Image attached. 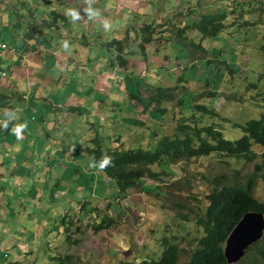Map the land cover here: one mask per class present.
Segmentation results:
<instances>
[{
  "label": "trees",
  "instance_id": "obj_1",
  "mask_svg": "<svg viewBox=\"0 0 264 264\" xmlns=\"http://www.w3.org/2000/svg\"><path fill=\"white\" fill-rule=\"evenodd\" d=\"M179 3L182 10H174L171 18L169 15L158 14L154 20L145 21V16H143L144 23L134 31L144 46L153 44L154 41L163 46L179 42L182 44L180 51L186 52V57H191L189 52L193 51L208 54L209 50L204 47V41L215 40L222 34L225 35V32L233 34L231 32L235 27L238 31L235 34L246 33L253 39L257 33L264 42V0H211L205 4L200 0H180ZM42 4L35 7L29 6V2L24 1L22 4H17L12 11L8 10L9 15L18 14L19 16L21 14L18 9L24 6L29 16L26 21L29 33L27 34L26 22L20 26L26 28V34L23 37L27 43L36 40L46 29L57 30L60 24L64 23L62 25L64 27L66 23H69L70 18L63 11L56 9L51 11L53 18H47V14L39 12ZM184 5H187V8H182ZM205 6L211 10L203 9ZM143 17L136 16V19H131L132 27ZM231 28L232 31L229 33ZM196 36L200 37L198 43L194 39ZM95 37L87 39L83 36L82 40H85L88 46L91 42L99 44L102 41H99L101 37ZM130 39L129 37L113 38L99 47L101 49L102 46L116 52L112 62L115 64V60L118 61L116 64L119 71H128L129 60L124 56L130 53L129 45L132 43L129 42ZM249 42L252 48H258L256 56L260 60L259 67L262 71L264 44L261 43L259 46L258 43L255 45L253 40ZM219 66L221 74L225 76L224 82L228 89L224 93L225 105L222 110L214 108L213 105L207 106V101L212 103L215 97L221 95L217 90H206L197 96L194 95L193 108L190 113H185L183 110L185 96L178 97L179 89L181 88V91L185 89L184 79L180 77L177 82L182 83L181 85L155 88L147 105L140 96L129 93V99L143 104L144 113L148 114L151 113L149 108L154 106L155 110L166 115L170 109L163 105L177 102L176 108L179 112L178 115H173L174 124L171 134H161L158 131L152 137L153 145L137 148H126L121 136L117 137V134H112V136L107 134L102 137L98 134L89 140L86 156L90 160L93 158L99 160L104 154L112 158V164L109 167L103 170L93 168V170L113 183L115 190L111 196L114 199H126L131 191L140 193L148 188L156 192L153 196L156 202L159 200L162 208L169 210L168 214L170 213L171 216H168L165 228L160 230L161 236L156 241L155 254L142 260L141 264H180L182 258H186L184 264H226L222 246L233 227L248 211L255 210L264 213V202L259 201L254 195L260 181L264 180V153L259 154L253 149L257 145L264 150V74L260 71L258 74H253V71H249L248 76L252 79L249 81L245 78L239 81L228 59H222ZM200 80L201 76L197 81ZM245 80H248V84ZM122 82L121 80L119 83ZM234 87L242 89V96L240 95L239 98L233 92ZM6 98L5 95L0 94V100ZM241 103L254 110L253 117L236 120L228 115L234 105ZM134 108V113H137V106L135 105ZM120 111L125 112V109H120ZM181 119H183L182 122ZM106 139L107 144H105ZM210 159L218 162L221 171L208 172L206 177L201 172L199 180L203 185H207V189L199 193L203 199L196 197L192 190L190 192L192 195L187 198L194 199L196 203L173 202L171 198L180 195L179 187L184 183V181L178 183L176 179L178 173L181 172L186 176L184 168L186 164ZM175 166L180 167L176 169ZM75 171L78 173L79 169ZM85 172L80 171V176L94 179ZM184 179L187 178L184 177ZM77 180L73 179L70 182V186L74 189L67 190L69 199L70 196H76L75 187L80 186L77 185ZM192 185L191 181L186 182L187 188H191ZM164 186L167 188L161 196L156 190ZM59 187V183L54 185L55 193ZM199 189L198 187L197 190ZM82 194H86L83 198L84 202L77 204L65 203L66 194L61 193L60 195L65 203L60 208L62 209L60 214L64 215L62 220L64 231L58 232L57 240L59 242L61 238L62 244L51 245L53 237L49 238L53 236L49 234L52 230L50 221L51 219L56 220V213H48L46 210L42 216L44 218L36 223L44 229L47 236L46 244L43 242L41 247L43 248L44 245L47 247L46 256L52 264H75L82 261V255L76 253V250L78 251L91 235L108 232L117 224L116 216L120 212L113 215L110 210L113 209L114 212L120 210L122 206L119 203L110 202L107 206L101 207L96 203L93 204L92 192L82 191ZM75 207L77 208L74 209ZM43 222L46 228L42 227ZM178 225L182 228L181 233L178 228L174 227ZM251 251L247 260L241 264H264V239ZM5 256L6 254L2 255L4 258Z\"/></svg>",
  "mask_w": 264,
  "mask_h": 264
},
{
  "label": "rangeland",
  "instance_id": "obj_2",
  "mask_svg": "<svg viewBox=\"0 0 264 264\" xmlns=\"http://www.w3.org/2000/svg\"><path fill=\"white\" fill-rule=\"evenodd\" d=\"M24 1L33 3L35 0H23V1L22 0H0V8L2 9L1 11L2 12H6L7 10L12 11L14 7H17V4L18 5L20 3L22 4V2ZM38 1H41L43 3L42 8L39 12H42V13L44 12V14H47L46 17L47 18L50 17L51 19L53 18V15H51V11L53 9L62 11L60 9V7L62 6L61 4L69 5L71 8H73L74 6L80 7V2L82 1V3H85L86 5H88V0H36L35 1L36 5ZM91 1L94 2V5L92 4L93 8H96L95 5L97 3L99 4L105 3L104 0H91ZM115 1H118V3L120 4L115 3ZM115 1H113V6H112L115 16L112 13H110L108 10V12L110 13L109 16L111 18H113L114 16V19H111L112 23H110L112 24V28L110 27V29L107 30V36L103 38H99V41L101 40L110 41L111 37L115 38V36L117 35L116 31H118V28L116 26L117 24H114V20H115L116 14L118 13V9H120V6L123 4V2L127 3V6L125 7L126 9L133 10L136 8V10L142 14L148 13L149 10H152L154 15L156 14H160L161 16L169 15L170 18L172 17V13L174 10H177V9L182 10L180 9V5H179L180 0H165V1L163 0H160V1L159 0H115ZM161 1H163L162 4H161ZM200 1L204 2V4L211 2V0L210 1L200 0ZM158 2H159V7H158ZM99 7L101 8V5ZM222 7L223 6L221 5V9L223 10ZM182 8H187V5H184ZM204 8H206V10H209L208 6H205ZM75 9H77V7ZM18 10L21 14L19 15L20 17H18V22H17L18 24H15V22L12 21L11 26L13 28H16V31L19 30V28L21 29L23 28L24 30L23 34H26L25 26L21 27L20 24L23 25V23H25L29 19V16L24 6H20ZM81 12L83 13V10H81ZM102 18L104 17L102 16ZM122 19L123 18L121 17H117L116 23L120 22ZM143 20H144L143 18H140L139 22L143 23L144 22ZM69 23L79 24L81 26L82 24H90L92 28L94 24L95 30L99 28V22L92 23V19H89L85 14H81V19L76 22H72L69 19ZM63 24L64 23L59 25L60 28L63 27L62 26ZM27 26H28V23L26 27ZM26 30L28 34L29 26H28V29ZM233 30L234 31H232V28L229 30V33L232 31L231 33L233 34H228V32H225V35L222 34L221 37L215 40H207L206 45L208 47L214 48L213 52L208 55L209 57L206 55H202V53H198L197 55L199 56L198 57L199 61L195 63L194 60H191L189 67H187L186 69V78L190 79L191 82L193 81L192 87H196L199 82L197 80L201 73V72L200 73L198 72V68L199 70H202L203 68L201 84L205 85L207 83V86L205 85L207 87V91L217 90L218 94L221 95V96L215 97V99H213L214 101L212 103L210 102V104H212L213 106L221 107L222 109L225 105L224 100H223L225 96L224 93L227 92L228 89L226 88L227 85L225 86L224 77L221 74L220 66L217 63V59H216L217 55L220 54L222 55L223 58H226L230 61V66L236 71V76L238 80L242 81L244 77L248 76L249 71H253L254 72L253 74H258L260 71V67L256 68V65H258L257 60L253 59V58H258V57L249 53L251 51V47L248 49V46H247V44L250 45L249 40H253V43L255 45H257V43L259 44V46L261 43L264 44V42L262 41V38L257 33L256 35H254L253 39H251L249 36L246 35V33L235 34L236 32H238L236 27L235 29L233 28ZM80 32L81 31H77L76 33H74V36L76 38L79 37L80 35L77 33H80ZM96 32H99V31H96ZM54 34H55V37L58 36V34L56 33ZM68 37L69 35L67 34L65 37V40H68L69 45L73 47L74 44L76 43L75 42L76 40L68 39ZM90 38L94 39L96 37L93 34ZM103 41L101 42L103 43ZM197 42H199V40ZM15 43L16 42L13 41L11 45H14ZM243 43L245 44L242 45L240 48V45ZM61 44L62 43H59L57 44V46H59L62 49ZM80 44H81V48L79 51H80L81 57L87 60L88 57L92 58L93 54L95 56L98 55V52L95 54L94 51H98L100 49L99 48L101 45L100 42L99 44H97L96 42L93 44V42H91L90 45L88 46L86 44V41L81 39ZM92 45H95V46H92ZM22 47H25V44H22ZM177 47H178V52L175 53V49ZM181 48H182V44L177 42V43H169L165 48H161L160 53H157L156 50L152 51L148 49L147 55H146L147 58H149L151 54L155 55L153 57V60L150 59L149 60L150 62L147 63L149 65L148 67H150L151 65L150 71L147 67V64L144 65L143 63L132 62V63H135L134 65H132V68L134 67L135 71L142 74L141 79L146 84H150L151 86L161 85L164 87H168V86L181 85L182 83L177 82L178 78L174 80V78L165 76V74H163L162 72L161 73L157 72L155 74L151 73L153 69H155L156 67L159 68V66L163 64H168L166 63L167 62L166 60L163 61L166 55L171 57V59L172 58L174 59L176 55H180ZM89 51H91V54H89ZM131 51L132 53H134L132 54L131 58L140 59V60L145 59L144 53L140 49L133 48ZM133 55H135V57H133ZM94 58H92V60H94ZM36 59L37 57H33V58L30 57L29 66H31V63H32L35 67ZM98 59L102 60L100 56L98 57ZM210 59H214V61ZM202 60H205V62L209 61V65L207 63L206 68H204L202 64L200 63V61ZM180 61H184V64H182V69H183L189 62V59L185 56H182ZM258 61L260 62V60ZM66 62L68 63V60H66ZM115 62L118 63L117 60H115ZM107 64H108L107 65L108 70L106 71L104 70L101 72L99 70L91 71L89 69L90 75H88L87 72L77 70V75L79 76V79L83 81V85H86L85 90L88 91L91 86L90 96L94 97V99L97 102V105L95 106L94 110L91 111L90 113L93 116L97 115V117L100 119L102 118L101 113L105 115V111L108 110L110 113H113L115 116L119 117V115L122 114L120 109L122 110L124 108L125 110L127 109L130 110V111L128 110V116L134 115V111H135L134 102L129 101L125 97H124V100L119 98L117 99V101H115V104H118V102L123 104L121 106H115V105L110 106L108 105L109 103L103 104V105L102 103H100L103 107L99 105V101H98L99 98L97 96L99 94H104V90H105L104 82H106L107 84H111L113 80H114V92H115L116 98L118 97L117 94L121 96L126 95L127 87H128V90L131 91L133 94H138V91H139V94H142V96H144L145 98L148 99L149 97V91L145 90L141 86H137L136 82L132 83V82H129V79H127V81L125 79L127 77L129 78L134 77V79H136L138 78L137 77L138 74H134V73L132 74L131 72L129 74H121L122 72L118 74L117 72H115V70H112V68L109 67L111 65L109 62ZM166 68L167 67H165V69ZM32 69H33V66H32ZM36 69L34 68L35 71H38ZM168 69L169 71L173 70L175 72V75H179V76L182 75V78L184 79L183 84L187 82V80L183 77L184 72L183 71L180 72L179 71L180 68L175 67L171 63V61L168 64ZM108 72H110V75H107ZM39 73L47 74V75H44L45 78L44 76L40 77L42 79L44 78V82L42 81L37 82L36 79L38 75H31L29 73V92L31 91V88H30L31 86H36L34 89H36V91L38 92H40L41 89H44L45 93L54 94L53 98L51 97L48 98L49 95L48 94L44 95V92H43L44 96L40 94V96L36 97V101H40L42 99V104L43 105L46 104V110L47 111L52 110L51 111L52 117L57 116L56 123H59L62 127L57 126L55 133L53 132L50 133V130L52 131V129L49 127L48 123L54 122V120L52 119L50 121L45 120L44 122L40 123L37 121L34 122L29 117V133L30 134H33L34 131L37 130L36 127L40 126L42 128L41 130L43 131L46 129V125H48L47 129L49 130L50 136L48 138V136H46L47 134L44 133L43 138H41L42 140L41 147L38 149L37 145H33L32 150L31 151L29 150V155L24 154L23 157L29 158V176H27L26 178L22 177L21 172H19L20 171L19 168H16V164L18 162L20 163V167L24 166L23 157L16 158V156L18 155V152L8 153L7 156L5 157L4 156V154L6 153L5 151H7L8 149L0 152V155L4 157V158L1 157L0 163L6 164L5 169H4V165H1V167L3 168V172L8 171V175L4 176V178L6 179H1L0 181V188H1L0 194H2L1 191L3 187H9V188L11 187V189L16 190L17 193L19 191V193L17 194L18 197L13 196L12 194L7 196L10 199V203H11L10 206L12 208H17L16 205H12L14 203L19 202V204H21L22 202L21 201L22 196L20 195L21 192L27 195V198H26L27 200L24 203L26 205H29V202L31 200V198H29V193L31 192L33 193L32 196H34L35 193L37 194L35 197L37 199V201L35 202V207L40 206L38 204H40V202L43 201L42 203L43 205L41 204V206L45 210V207L49 206V204L52 203L53 208L50 207L47 210H48V213L50 211L52 213H56V217H55L56 220L51 219L50 221V226L52 230H51V233L49 234H52L53 236L49 238L53 237L52 238L53 243H51V245L52 244L60 245L62 244L63 241H61L62 239L59 238V242H58L57 240L59 237L58 232L64 231V228H63L64 222H62L64 215L60 214L61 213L60 208L62 205L66 203V200H64L65 203L59 200L57 203L56 202L57 200H55L54 198L55 197L60 198L61 193L64 192V194H66V199H67L68 204H77L78 202L80 203L84 202L83 198L86 196V194L83 195L82 191H85V192L94 193L95 196H93L94 197V201H92L93 204L96 203L98 205H107L110 200L109 198L110 194H112V192L115 190V187L105 177L101 178V177L94 176V179L93 178L89 179L84 176L82 177L80 176L81 174L80 171L83 170V167L85 166L88 167L89 165L90 159L88 156L84 158L83 157L78 158L80 154H74L75 157H77V160L76 161L72 160L73 153H75L77 150L78 152L81 153L83 151L81 149L85 150L87 148V146L89 145V140L94 134L95 126L91 122V120H90L91 124L89 125L87 123H83L82 125H80V123L82 122L81 120L83 119L82 116L84 115V113L81 114L80 110H77L78 108H76L75 110L70 109L69 107L70 105L65 106L67 104L66 102L67 98L71 97V98L76 99L81 96V94L77 91V88H75L72 85L68 87H65V86L59 87V86H54V84H59L62 82L65 84V82H68V81L69 83L72 81L77 83L79 81L77 76H75L74 72H69V73L64 72L62 74L63 79H61V74L58 73L56 69L49 64L46 66V68L43 71ZM102 73H104L103 74L104 76H103V79L101 80ZM145 73L149 75H146ZM121 75H124V77H121ZM259 76L260 75H258V77ZM247 79L250 81L252 77H247ZM120 80H122L123 82L119 83ZM194 81H197V82L194 83ZM108 87L111 88V85H107V89ZM180 90L181 88L179 89V91ZM202 91H206V89L202 88L201 90L196 91V92L200 93ZM183 95L185 96L186 93H184ZM183 95H180V96L184 97ZM180 96L178 95V97ZM46 98L50 99L49 102L45 101ZM193 98H194L193 94H190V93H188L185 96V104L183 106V110L185 109L186 113H188L193 108V104H194ZM55 101H59V103L57 104V102ZM16 103H19L18 98H16ZM175 105H177V102ZM169 108L171 107L169 106ZM81 111L83 112V109H81ZM137 111L138 112L143 111V108L141 105L137 107ZM178 111H179L178 108H177V111L171 110L170 115L166 114L165 118H162V120L160 121V124H158L157 127L154 126L156 128H153L152 130L144 129V128L141 129L139 126L134 125V128L132 129L133 131L131 132L129 130V134L124 135L122 137V141L125 143L124 146L126 148H136L140 146L148 147V145H153L154 140H152V137L154 136V133L158 132L157 128L160 125L162 126L161 128H158V130L160 131L161 134H171L173 130L172 116L178 115ZM75 112H77L74 117L75 121H71V122H68V120L63 121L65 120V118L67 119L68 115L72 116V113L75 114ZM253 112L254 110L252 108H249L248 105H244L242 107L238 106V107L231 108L228 115H230L232 118L236 120L238 119L244 120L248 117L250 118L253 115ZM155 114L156 112L154 113V116ZM77 118H79V120ZM146 118L147 117L144 115L140 117L141 121L143 122H145ZM149 121H152V120L149 119ZM182 121L183 119H181V122ZM67 124H69V127L68 129H65L64 126ZM147 124H148V121L146 120V125ZM58 129H61V132H59ZM35 135L38 137L37 133ZM64 140H67L68 142L70 141V144L63 145L62 142ZM47 141L48 143H46ZM82 158L83 160H79ZM61 162L65 166L67 165L68 167L64 168V166L62 167L61 165H60L61 167H59L58 165ZM32 163L35 165L31 167ZM38 163H41L39 168H38ZM217 163L218 162H215L214 159H210V160H197V161L186 164L184 167L186 171V176H184L183 173L181 172H179L178 175L176 176L178 183H181L184 181V183L181 184V186L179 187L178 192L180 195L176 197H172L171 198L172 201L175 203L176 202L180 203V204L196 203L197 201H195L194 199L187 198L189 195H192V193H190L192 190L195 193L196 197H198L199 199H203V197L200 196L199 193L206 190L207 185L205 184L203 185L200 182L199 176L201 172H203L206 177L208 176V172L218 173L219 171H221V167ZM175 167L176 169H178L180 166H175ZM75 169H79V172L76 173ZM91 172L92 174L98 173L96 170L87 171L85 173H91ZM1 174L2 173H0V178L2 177ZM184 177H186L187 179H184ZM76 178H78L77 185H80V186L75 187V190H77L75 191L76 196L75 197L70 196V199H69L67 190H70V188L74 189L72 186H70L71 185L70 182L71 180L76 179ZM97 180L99 181L97 182ZM105 180L109 182L107 184V186L109 187L105 186V183H104ZM4 181H7V182L4 184ZM187 181L192 182L193 185L191 186V188H187L186 186ZM57 183L60 184V188L62 189H60L61 190L60 192L58 189L57 193H55V190H53V188H54V185ZM104 187H106V190L108 191L106 197L102 196ZM198 187L200 188L199 190H197ZM166 188L167 187L164 186L161 189H157L156 191H158V193H160V195L162 196ZM72 192H74V190ZM148 194L149 195L152 194V195L149 196ZM154 194H156V192L148 188L145 189V192L142 191L140 194L136 193L135 191H131L130 197L128 201H126L125 203V205H128V207H130L129 209L121 208L120 210L118 209V211L116 212H114L113 209L110 210L111 214L113 215L115 213L117 214L118 212H120V214L116 216L118 224L111 229L110 233H104L103 235H91L89 239H87V241L84 242L82 246L79 247L78 251L76 250V253H78L79 255H82L83 262L80 261V262H76L75 264H140L141 263L140 260L143 259L145 254L155 253L157 249L156 239H158L161 236V234L153 233L152 230H155V232L156 231L159 232L160 228H162V226L167 222L168 216H171V215L170 213L168 214V211H169L168 209L162 208V204L159 200H157L156 202L155 198H153ZM255 196L260 201L264 202V182H261L259 184L258 188L255 191ZM41 197H44L46 201L44 199L40 200ZM51 197L53 199H51ZM0 199H2L0 200L1 203L5 201L4 196L0 195ZM50 200L52 201L49 203ZM6 206L7 205L5 202L4 204H2L1 208L4 209ZM12 208L8 212H6L7 213L6 215L4 214L1 215V212H0V229L2 230L5 229L6 231L4 234L2 233L0 234H2L3 236L6 234L7 236L12 237L11 240L7 243L9 245L8 252H12L13 250H15V249H11L12 247L17 246L18 244L19 245L23 244L21 243L23 242V237H26L27 235H29L30 234L29 231L32 232V236H37V239L38 237L40 238L41 236L44 239L43 240L44 244H46L47 236L45 235V232L43 231L44 229L39 227L40 225L38 226L35 223L33 224L34 220L31 221V223H29L31 217H35L37 218V221H41L44 218L42 217L44 216V214L39 212L37 214L34 213V215H32L31 211L29 212L23 211L21 214L19 213L17 209L13 211ZM76 208L77 207H75L74 209ZM164 211H166L165 212L166 214L164 213ZM37 221L35 220V222ZM45 225L46 224L43 223L42 227L45 228ZM174 227L175 229L178 228L179 233H181L182 228L179 225L178 227L177 226H174ZM29 241L31 243L30 239ZM5 248H6L5 245H2L0 247L1 250H4ZM45 250H47V247L44 245L43 248L42 247L40 248V244H38V240H35L33 245H29V249H27V252L24 253V257L18 256L15 259H13L12 257L11 261H5L7 259L1 256L0 264H22L24 262L26 263L32 262L33 264L35 263L36 264H52L50 262V259H48V257L46 256L48 252ZM147 250H149L150 252H147ZM21 261L22 263H20ZM185 261H186V258L181 259L182 263H184Z\"/></svg>",
  "mask_w": 264,
  "mask_h": 264
},
{
  "label": "crops",
  "instance_id": "obj_3",
  "mask_svg": "<svg viewBox=\"0 0 264 264\" xmlns=\"http://www.w3.org/2000/svg\"><path fill=\"white\" fill-rule=\"evenodd\" d=\"M113 1L114 0H106L105 3H97L96 6V10L99 11L100 15H105L104 18L100 17V15L98 17H96L95 19H92V23L95 22H99V28L98 29H94V24H93V28L92 26H90V24H70V23H66L62 28H59L57 30H48L46 29L45 32L39 36L36 40H34L31 43H27L26 39H23V32L24 30L19 28V30L16 31V28H13L11 26V22L14 21L15 24H18V18L16 16H12L9 15V11L7 10L6 12H2L1 8H0V94L5 95L7 98L0 100V118L3 117V112L5 110H11V111H15L17 113V119L11 121L8 125V128H3L0 127V152L1 151H5L6 153L4 154V156L6 157L8 153H14V152H18V155L16 156V158H20L23 157L24 154L29 155V150H32V146L33 145H37L38 149L41 147V138H43L44 133H46L49 138L50 133H55L56 127L57 126H61L59 123H56V118L57 116L52 117L51 115V111L46 110V104L43 105L42 104V99L40 101H36V97L40 96V94L42 96L44 95H49V97L53 98L54 94L53 93H45L44 89H41L40 92L36 91V89H34L36 86H31V91L29 92V73L31 75H38L37 77V82L38 81H42L44 82V75L47 74H40L39 72L43 71L46 66L49 64L51 66H53L56 71L58 73L61 74V79H63L62 74L64 72L69 73V72H74L75 76H77L78 78V82H65V84L59 83V84H54V86H65L68 87L70 85L74 86L75 88H77V91L81 94L80 97L78 98H67V104L65 106H69L70 109H83V112H80L81 114L84 113V115L82 116V122L80 123V125H82L83 123H87L88 125L91 124V122L94 124V128H98L101 127L100 124H107L108 122L111 121V123L117 119L118 117L115 116L113 113H110L108 110L105 111V115L102 114V118H98L97 115L93 116L90 112L94 110L95 106L97 105L96 100L94 99V97L90 96L91 95V86L90 89L88 91L85 90L86 85H83V81H81L79 79V76L77 75V70L79 71H83V72H87L88 75H90L89 69L91 71H95V70H99V71H106L108 70L107 67V55L105 54V51L101 49H99L98 51H94V53L96 54L98 52V55L95 56L93 54V57L95 56L94 60H92V58L88 57L87 60L83 57L80 56V48H81V44H80V40L83 38V35L87 38L90 39V37L94 34H98L99 32L103 31L104 29H102V21L103 19L107 18L110 13H112L113 10ZM116 3H118V1H115ZM34 3V4H33ZM33 3H29V6H35L36 7V2L34 1ZM40 1L37 2V6H40ZM91 3L94 5V2L91 1ZM115 4V3H114ZM120 4V3H118ZM43 5V4H42ZM41 5V6H42ZM101 5V8L99 7ZM122 7H126L127 3L123 2V4L121 5ZM81 11L84 8L88 7V5H86L85 3H82V1L80 2V7L79 6H74L73 8H76ZM68 8H71L69 5H65V7L61 6L60 9L62 11H64L63 13L66 15V10ZM109 10V12H108ZM129 10V9H128ZM81 14H84L81 12ZM115 16V13H112ZM127 14V9L126 8H122V10H118V13L116 14V17H122L123 19L116 23V19L114 20V24H117V28L118 31L117 35L115 37H120V36H125L129 34V29H128V23H129V19L126 16ZM67 16V15H66ZM110 16L108 17L109 23H112ZM13 24V23H12ZM111 28H112V24ZM16 26V25H15ZM77 31H81L79 34V37H75L74 33H76ZM99 31V32H96ZM58 34V36L55 37V34ZM84 33V34H83ZM11 34V35H9ZM69 35L68 39L71 40H76L74 46H70V51L65 50V49H61L59 46H57V44L62 43L65 40L66 35ZM83 34V35H82ZM103 35H107V31L104 30V34ZM54 36V37H53ZM113 38V37H111ZM16 42L14 45H11L12 42ZM22 44H25V47H22ZM93 51V50H92ZM89 54H91V51H89ZM100 56V59H98V57ZM33 58V57H37V59L35 60V67L34 65L31 63V66H29V58ZM75 58V59H74ZM66 60H68V63L66 62ZM90 63V64H89ZM74 65V66H73ZM33 66V69H32ZM37 67V69H36ZM34 68L38 71H35ZM79 68V69H78ZM104 73H102L101 75V80L103 79V75ZM107 75H110V72L107 73ZM112 75V73H111ZM41 76H44V78H40ZM42 79V80H41ZM65 80V79H64ZM67 83V84H66ZM22 84V85H21ZM107 83L104 82V94H99L97 97L99 98V105L101 107H103V104H107L112 106L115 104V100H117L115 98V92H114V80L112 81L111 84H107V85H111V88L108 87L107 89ZM38 86V85H37ZM100 87V85H99ZM38 89V88H37ZM101 89V88H100ZM83 90V91H81ZM38 92V93H37ZM44 92V95H43ZM118 97L120 96L119 94H117ZM32 96V97H30ZM16 98L19 99V103H16ZM50 99H45L46 102H49ZM91 100V101H90ZM57 102V104L59 103V101H55ZM102 103V105L100 104ZM86 106V107H85ZM68 107V108H69ZM77 109V110H79ZM100 110V109H99ZM77 112L72 113V116L68 115L67 119L65 118L66 121L68 120V122L71 121H75V115ZM65 115V114H64ZM29 117L31 118V120H33L34 122H44L46 121H50L51 119L54 120V122H49L48 125L49 127L52 129V131L47 129L48 125H46V129L45 130H41L42 128L40 126L36 127L37 130L34 131V135L29 133ZM79 120V118H77ZM27 121L28 122V127L24 130L23 136L24 138L22 140H17L15 138V136L11 133L10 129L12 128V126L15 123H19V122H23V121ZM91 120V122H90ZM62 122V121H61ZM77 122V121H76ZM80 122V121H79ZM43 127V126H42ZM62 127V126H61ZM69 124L65 125L64 128L68 129ZM87 129V128H85ZM59 132H61V129H58ZM90 131V130H89ZM37 133L38 137L35 135ZM95 135V132L93 134V136ZM47 138V137H46ZM52 142V141H51ZM50 142V143H51ZM48 143V141L46 142ZM58 144V143H57ZM63 145L66 144H70V141L68 142L67 140H64L62 142ZM31 147V148H30ZM81 153L78 152V150L72 154V160L76 161L77 157H75L74 154H80V156L78 158L81 157H85L84 156V149ZM1 156L0 155V161H1ZM4 158V157H3ZM65 158V157H64ZM79 159V160H83ZM17 160V159H16ZM24 160V166L20 167V163L18 162L16 164V168H19V172H21V176L22 177H27L29 176V158L23 157ZM66 160V159H65ZM88 160V159H87ZM10 161V160H9ZM67 161V160H66ZM41 163H38V168L40 166ZM1 165H4V169L5 167V163H0V173L1 174V179H6L4 178V176L8 175V171L7 172H3V168L1 167ZM35 164H31V167L34 166ZM64 168L68 167L67 165L65 166L62 162L58 165L59 167L61 166ZM37 168V169H38ZM61 169V168H60ZM10 171V169H9ZM14 174V173H12ZM12 177V176H10ZM9 177V178H10ZM78 179V178H77ZM10 180V179H8ZM7 180V181H8ZM4 181V184L7 182ZM9 182V181H8ZM23 184V183H22ZM17 185V184H16ZM18 186V185H17ZM21 186V184H20ZM1 189V188H0ZM62 189L59 187V190ZM61 191V190H60ZM2 194H0L1 196H4L5 201L3 203H1L0 201V212L1 215H6L12 207L10 206V199L7 197L10 194H12L13 196H17V191L16 190H12L11 187H3ZM32 192L29 193V198H31L29 205L24 204L25 201L27 200V195L23 194V192L20 193V195L22 196L21 199V204H19V202L14 203L12 205H16L17 208H12L13 211H15L16 209L19 211V213L22 214L23 211L25 212H32V215H34V213H39V210H43L44 212H42L43 214L45 213V211L52 207L53 204L50 203L51 200L49 201V206L44 208L41 206V204L43 203V201L40 202V206L35 207V202L37 201L36 197V193L34 196H32ZM64 194V192L62 193ZM31 195V196H30ZM15 197V198H16ZM52 198V197H51ZM44 199L46 201V199L44 197H41L40 200ZM55 199V198H54ZM65 199V198H64ZM2 200V199H0ZM56 200L58 201H62V198H58L56 197ZM6 202V207L3 209L1 208L2 204H4ZM67 202V201H66ZM70 203V201H69ZM43 205V204H42ZM63 206V205H62ZM53 208V207H52ZM62 210V209H61ZM60 210V211H61ZM51 212V211H50ZM41 213V212H40ZM48 218V216H46ZM34 220V221H33ZM36 218L35 217H31L30 218V222L33 221V224L40 222L37 221L35 222ZM46 222V220H45ZM44 223V222H43ZM40 224V223H39ZM39 226V225H38ZM3 228V227H1ZM46 228V227H45ZM0 229V233L4 234L6 231L5 229L2 230ZM18 232V230H17ZM29 235H27L26 237H23V244L21 245H17L12 247L11 249H15L12 252H8L9 251V245L7 244L10 240H11V236H7L6 234L3 236L2 234H0V247L2 245H5L6 248L4 250L0 249V257L3 254H6L5 259L11 261L12 257L13 259L17 258L18 256H22L24 257V253L27 252V249H29V245H33L35 240H38V244H40V248L42 246L43 243V238L40 236V238L37 236H32V232L29 231ZM41 235V234H40ZM29 239L31 240V243L29 241ZM2 240V241H1ZM32 250V249H31ZM11 251V250H10ZM14 255V256H12Z\"/></svg>",
  "mask_w": 264,
  "mask_h": 264
},
{
  "label": "clouds",
  "instance_id": "obj_4",
  "mask_svg": "<svg viewBox=\"0 0 264 264\" xmlns=\"http://www.w3.org/2000/svg\"><path fill=\"white\" fill-rule=\"evenodd\" d=\"M115 1V0H114ZM160 1V0H159ZM163 1H165V0H163ZM163 1H161V4L163 3ZM104 2H106V0H104ZM150 2H152V1H150ZM116 3V2H115ZM152 4V3H151ZM160 4V5H161ZM158 7H159V2H158ZM121 8H125V7H122V6H120V9H118V10H122ZM203 9H205L206 10V8H203ZM209 10H211V9H209ZM114 11H112V13H113ZM83 13L89 18V19H95L96 17H98L99 15H100V13H99V11L98 10H96L95 8H93L92 7V3H91V0H88V7H86V8H84L83 9ZM66 15L67 16H69L70 17V20L72 21V22H76V21H78V20H80L81 19V11H79V10H77V9H75V8H68L67 10H66ZM157 15L158 14H156V15H154L153 14V11L152 10H149V12L148 13H145V14H142V13H139L137 10H136V8L135 9H133V10H128L127 9V14H126V16L128 17V19H129V23H128V29H129V34L128 35H125V36H120V37H115V38H119V39H121V38H131L130 39V41L129 42H132L130 45H129V54H127L126 56H124L125 58H127L128 60H129V65H128V71L127 72H123V71H119V68L117 67L118 65L115 63H113L112 62V60L115 58V51L114 50H109V49H105V47H102L101 46V48H102V50H104L105 51V54L107 55V63L109 62L111 65L109 66L110 68H112V70H115V72H117L118 74L119 73H121V74H129L130 72L133 74H138V78H136V79H134V77H131V78H129V77H127V78H125L126 79V81H127V79H129V82H132V83H134V82H136V85L137 86H141V87H143L145 90H147V91H149V97H148V99L147 98H145L144 96H142V94H139V91H138V94H134V95H137V96H140L141 97V99H143L144 101H145V103H146V105L148 104V102H149V98H150V96H151V94H152V92H153V90L155 89V88H157V87H159V86H161V85H159V86H151L150 84H146L141 78H142V74H140L139 72H137V71H135L134 70V67L132 68V65H134L135 63H132V62H137V63H143L144 65L145 64H147L148 62H150L149 60L151 59V60H153V57L155 56V55H153V54H151V56L149 57V58H147V51H148V49H150V50H156V52L157 53H160L161 52V48H165L167 45H165V46H163V45H161V44H157V43H155V41L153 42V44H150V45H143V43H142V40L139 38H137L136 37V31H134L135 29H137V27L140 25V24H142V22H139V20H138V23L137 24H135L134 25V27H132L133 25L131 24V19H136V16H145V21H152V20H154L155 18H157ZM104 17L105 15H100V17ZM16 17L18 18L19 16L18 15H16ZM132 17V18H131ZM122 18V17H121ZM115 19H117V18H115ZM143 19H144V17H143ZM18 20V19H17ZM144 23V22H143ZM102 27H103V29L105 30V31H107V30H109L110 29V27H111V25H110V23H109V20L107 19V18H105V19H103V21H102ZM104 30L100 33H98V34H96V35H94V36H100L101 38H103V37H105V36H107V35H103L104 34ZM84 36V35H83ZM86 36V35H85ZM136 37V38H135ZM114 38V37H113ZM92 39V38H91ZM195 41L197 42L198 40L200 41V37L199 36H196L195 38ZM111 40H112V38H111ZM110 40V41H111ZM103 41V40H102ZM207 41V40H206ZM206 41H204V47H206L208 50H209V52H208V54H204V53H202V55H206V56H208L209 54H211L212 52H213V50H214V48H212V47H208L207 45H206ZM107 42H109L108 40L107 41H103V43L102 42H100V44H105V43H107ZM198 43V42H197ZM245 44V43H244ZM244 44H241V46L242 45H244ZM144 46V47H143ZM247 46H248V49L251 47L250 45H248L247 44ZM61 47L63 48V49H65V50H68V51H70V45H69V42H68V40H64L63 42H62V44H61ZM140 49L143 53H144V57H145V59L144 60H140V59H134V58H131L132 57V54H134V53H132V49ZM241 48V47H240ZM247 49V50H248ZM257 49L258 48H256V47H251V51L249 52L250 54H252V55H254V56H256V51H257ZM178 52V47L175 49V53H177ZM181 52V51H180ZM193 53V54H192ZM198 53H201L200 51L199 52H197V53H195L194 51L193 52H189V55L191 56V57H187L188 59H189V62L187 63V65L182 69V64H184V61H180V59L182 58V56H185L186 57V52H181L180 53V55H176V57L173 59H171V57H169L168 55H166L165 57H164V59H163V61H167L166 63H168L169 64V62L171 61V63L175 66V67H178V68H180V72L181 71H183L184 72V78L187 80V82H185L183 85L185 86V89L184 90H180L179 92H178V95L180 96V95H183L184 93H186V94H188V93H190V94H193V97H194V95L195 96H197V95H199V94H201L202 92H204V91H202V92H200V93H198V92H196V91H199V90H201L202 88H205L206 90H207V83L205 84V85H202L201 84V80L198 82V84H197V86L196 87H192V85H193V81L191 82V80L190 79H187L186 78V69H187V67H189V65H190V62H191V60H194L195 61V63H197L199 60H198ZM213 55H214V53H213ZM213 55H211V56H213ZM195 56V57H194ZM133 57H135V55H133ZM201 57V56H200ZM209 57V56H208ZM258 57V56H257ZM253 58V57H252ZM207 59H209V58H207ZM216 59H217V63H218V65H219V62L222 60V59H226V58H223L222 57V55H217V57H216ZM254 60H259V58H253ZM210 60H213L214 61V59H210ZM146 61V62H145ZM229 61V60H228ZM112 63L114 64V67H113V65H112ZM200 63L202 64V66L204 67V68H206L207 67V63H208V65H209V61L208 62H205V60H202V61H200ZM168 64H163V65H161V66H159V68H161V69H159V68H155V69H153V71L151 72V73H153V74H155V73H157V72H159V73H163V74H165V76H168V77H172V78H174V80L176 79V78H180V77H182V75L181 76H179V75H175V72L172 70V71H169V69H168ZM199 64V63H198ZM229 64H230V61H229ZM258 65H256V68L257 67H259V65H260V62L259 63H257ZM108 65V64H107ZM117 65V66H116ZM149 65L147 64V67H148ZM108 67V66H107ZM165 67H167L166 69H165ZM191 67V66H190ZM109 68V69H110ZM148 69H149V71H150V69H151V65H150V67H148ZM160 70V71H159ZM148 71V72H149ZM235 71V70H234ZM115 72H114V74H115ZM147 72V73H148ZM198 72L200 73V76H201V79H202V75H203V68H202V70H199V68H198ZM261 73H263L264 74V68H263V70L262 71H260ZM146 74V73H145ZM146 75H149V74H146ZM249 75V74H248ZM121 77H124V75H121ZM223 77H224V80H225V76L223 75ZM247 77H249V76H246V77H244L243 78V80L246 78L247 79ZM237 78V77H236ZM237 80H238V78H237ZM121 81V80H120ZM125 81V80H124ZM125 81V82H126ZM246 81V80H245ZM247 82V81H246ZM225 83V85H226V82H224ZM247 84H248V82H247ZM168 87H170V86H168ZM191 90V91H190ZM194 91V92H193ZM233 92H234V94L237 96V98H239V96L241 95L242 96V89L241 90H239V89H237L236 87H234V89H233ZM232 92V93H233ZM129 93L131 94L132 92L131 91H129L128 90V87H127V94L126 95H123V96H121L120 95V97H115L116 99H119V98H121V99H123L124 100V97L125 98H127L129 101H131V99H129ZM186 96V95H185ZM147 100V101H146ZM115 101H117V100H115ZM241 101L242 102H244L242 99H241ZM134 104L138 107L139 105H141L142 106V108H143V111L142 112H138L137 111V113H134V115H132V116H128V109L127 110H125V112H121L122 114L121 115H119V117L117 118V119H115L112 123H111V121L110 122H108L107 124H100L101 125V127H98V128H96L95 129V135L94 136H96V135H98V134H100V136L102 137V136H106L107 134H110L111 136H112V134L114 135H116L117 134V137H119V136H121V138L124 136V135H127V134H129V130L132 132L133 130V128H134V125H137V126H139L141 129L142 128H144V129H150V130H152L153 128H156L157 127V125L158 124H160V121L162 120V118H165V116L166 115H162L161 113H159L157 110H155V107L154 106H152V108H149L150 109V111H151V115L150 114H148V113H144L145 111H144V105L143 104H141V103H138V102H134ZM176 103H172V104H169V103H165L163 106L165 107V108H169V106L171 107V108H169L170 110H169V112H168V114L170 115V111L171 110H176L177 111V108H176V105H175ZM206 104H207V106H211L212 104H210V101H207L206 102ZM115 106H121V105H123V104H121V103H119L118 102V104H114ZM134 105V106H135ZM175 105V106H174ZM194 105V104H193ZM245 104H238V105H232L233 107H238V106H244ZM129 107V106H128ZM214 108H216V109H219V110H222V108L221 107H218V106H214ZM79 109V108H78ZM80 110V112H82L81 111V109H79ZM152 111H154V113L156 112V114H155V116H154V113L152 112ZM179 112V111H178ZM184 112L186 113V110L184 109ZM191 112V110L188 112V113H190ZM142 115H144V116H146L147 118H146V120L148 121V124L146 125V120H145V122H143V121H141V119H140V117L142 116ZM177 117V116H176ZM251 117H253V115L251 116ZM15 119H17V113L15 112V111H11V110H5L4 112H3V117L2 118H0V127H3V128H8V125H9V123L11 122V121H13V120H15ZM149 119H151L152 121H149ZM250 119V118H249ZM239 120V119H238ZM172 121H173V124H174V120H173V116H172ZM181 121V120H180ZM154 126H156V127H154ZM161 126L162 125H160L158 128H161ZM28 127V122L25 120V121H23V122H19V123H15L13 126H12V128L10 129V131H11V133L15 136V138L17 139V140H22L23 138H24V136H23V133H24V130L26 129ZM158 128H157V131H159L158 130ZM98 130V131H97ZM94 136H92L91 138H93ZM106 141L107 142H105V144H107L108 143V140L106 139ZM123 142V141H122ZM137 148V147H136ZM253 149L255 150V151H258V153L260 154V153H264V150H263V148L261 147V146H257V145H255L254 147H253ZM84 156L86 157V149H85V151H84ZM88 159V158H87ZM90 159V158H89ZM260 159V158H259ZM258 159V160H259ZM112 164V158L110 157V156H108V155H106V154H104V155H102L101 156V158L99 159V160H96L95 158H93L92 160H90L89 161V165H88V167H83V170L82 171H91V170H93V168H97V169H99V170H103V169H105V168H107V167H109L110 165ZM88 168H90V169H88ZM89 175H91V176H96V177H103L102 175H99L98 173H96V174H90L89 173ZM90 177V176H89ZM104 178V177H103ZM106 178V177H105ZM77 179V178H76ZM107 180H109L108 178H106ZM107 180H105L104 181V183H105V186H107V184L109 183ZM99 180H97V182H98ZM261 182H264V180H262V181H260V183ZM259 183V184H260ZM112 185H113V183H112ZM259 186V185H258ZM107 187H109V186H107ZM146 189V188H145ZM98 190H99V188H98ZM256 191V190H255ZM107 190H106V187H104V191H103V194H102V196L103 197H106V195H107ZM143 192H145V191H143ZM141 193V192H140ZM140 193H138V194H140ZM149 195V194H148ZM254 195H255V192H254ZM93 196H95L94 195V193H92V196H91V198H92V200L94 201V197ZM150 196V195H149ZM129 197H130V195L126 198V199H114L112 196H111V194H110V200H109V202L108 203H110V202H114V204H117V203H119L122 207L121 208H126V209H129L130 207H128V205H125V203H126V201H128V199H129ZM256 197V196H255ZM257 198V197H256ZM97 199V198H96ZM258 199V198H257ZM152 200V199H151ZM259 200V199H258ZM260 201V200H259ZM262 202V201H261ZM67 203V202H66ZM68 204V203H67ZM96 205H98V204H96ZM108 205V204H107ZM107 205H98V206H103V207H105V206H107ZM123 206H125V207H123ZM111 207H113V206H111ZM120 208V209H121ZM249 213H255V214H258V215H261L262 217H263V220H264V213L263 212H259V211H255V210H251V211H248V212H246L241 218H240V220L236 223V225L233 227V229L231 230V232L229 233V235L227 236V238H226V240L224 241V243H223V246H222V252H223V256H224V258H225V260H226V264H241V263H243L245 260H247V258L250 256V254H251V249L255 246V245H257L258 243H260V242H262L263 241V239H264V230H263V232H262V234H261V236L256 240V241H253L252 243H250L249 245H248V247H246L245 249L243 248L242 249V251H243V253H242V255L237 259V261H235V262H229L228 261V258H227V256H226V253H225V246H226V243H227V241H228V239H229V236L231 235V233H232V231L234 230V228L237 226V224L242 220V218L245 216V215H247V214H249ZM117 224H118V221H117ZM116 224V225H117ZM115 225V226H116ZM165 225H166V223L162 226V228H160V230H162L163 228H165ZM114 226V227H115ZM112 229V228H111ZM111 229L108 231V232H103V233H100L99 235H103L104 233H110V231H111ZM157 230H159V229H157ZM153 231V233H159V234H161V232L159 231V232H154L155 230H152ZM60 234V233H59ZM157 235V234H156ZM157 240V239H156ZM241 251V252H242ZM31 252H33V251H31ZM147 252H150L149 250H147ZM155 253H148V254H145V256L143 257V259L142 260H144V259H146L148 256H152V255H154ZM81 260H82V258H81ZM142 260H140L141 262H142ZM26 261V260H25ZM20 263H22V261L20 262ZM22 264H33L32 262H24V263H22ZM36 264V263H35ZM141 264V263H140ZM180 264H184V263H182V262H180Z\"/></svg>",
  "mask_w": 264,
  "mask_h": 264
},
{
  "label": "water",
  "instance_id": "obj_5",
  "mask_svg": "<svg viewBox=\"0 0 264 264\" xmlns=\"http://www.w3.org/2000/svg\"><path fill=\"white\" fill-rule=\"evenodd\" d=\"M264 230V220L261 215L249 213L232 231L225 246V253L229 262H235L242 255V249L256 241ZM242 251V252H241Z\"/></svg>",
  "mask_w": 264,
  "mask_h": 264
}]
</instances>
